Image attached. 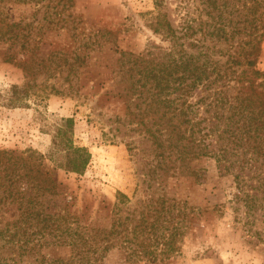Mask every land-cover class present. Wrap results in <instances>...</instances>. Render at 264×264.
Returning <instances> with one entry per match:
<instances>
[{"label": "rangeland", "instance_id": "374dc122", "mask_svg": "<svg viewBox=\"0 0 264 264\" xmlns=\"http://www.w3.org/2000/svg\"><path fill=\"white\" fill-rule=\"evenodd\" d=\"M241 1L226 20H243ZM163 3L181 34L190 21L187 51L216 47L225 60V0ZM157 12L155 0H0V264H264V194L252 172L214 156L181 170L129 113V67L171 44L152 28ZM65 117L91 153L83 172L59 166Z\"/></svg>", "mask_w": 264, "mask_h": 264}, {"label": "trees", "instance_id": "16d2710c", "mask_svg": "<svg viewBox=\"0 0 264 264\" xmlns=\"http://www.w3.org/2000/svg\"><path fill=\"white\" fill-rule=\"evenodd\" d=\"M155 4L158 12L152 28L171 44L147 49L136 57L137 65L129 67V113L134 112L132 107L137 109L138 123L161 148L159 153L179 161L181 170L189 169L187 161L191 158L214 156L227 170L252 172L248 180L256 179L258 190L264 194V71L257 67L264 38L260 24L263 0L241 1L242 10L237 15L244 17L242 21L226 20L234 15L235 5L225 0L224 61L214 58L222 52L216 47L187 51L180 39L181 35H188L190 21L181 34L166 18L163 0H155ZM63 120L70 134L67 131L65 140L54 141L55 152L59 147L64 150L59 166L83 172L91 153L87 146L72 139L74 119ZM33 152L14 156L27 160ZM7 153L0 152L4 156ZM236 177L240 179V191L250 201V194L244 190L245 178L239 174ZM57 187L58 181L51 172L48 191L56 193ZM69 234L74 238L71 244H76L74 235L79 234Z\"/></svg>", "mask_w": 264, "mask_h": 264}]
</instances>
